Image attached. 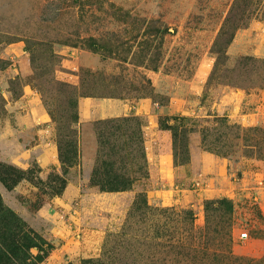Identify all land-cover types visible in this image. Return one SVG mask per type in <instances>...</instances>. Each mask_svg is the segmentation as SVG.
<instances>
[{
  "label": "rangeland",
  "instance_id": "374dc122",
  "mask_svg": "<svg viewBox=\"0 0 264 264\" xmlns=\"http://www.w3.org/2000/svg\"><path fill=\"white\" fill-rule=\"evenodd\" d=\"M230 14L242 27L216 53ZM90 97L147 100L156 116L155 133L119 117L138 118L144 138L145 157L133 148L125 164L130 190L92 184L97 124L118 118L81 123ZM168 145L166 180L153 161ZM143 195L166 212L130 217ZM0 196L54 245L37 264H235L214 233L225 222L232 255L264 264V0H0Z\"/></svg>",
  "mask_w": 264,
  "mask_h": 264
},
{
  "label": "trees",
  "instance_id": "16d2710c",
  "mask_svg": "<svg viewBox=\"0 0 264 264\" xmlns=\"http://www.w3.org/2000/svg\"><path fill=\"white\" fill-rule=\"evenodd\" d=\"M242 27L241 20L237 21L230 14L225 20L223 27L219 33L217 41L214 45V51L221 53L219 48L221 43L230 45L235 38L236 31ZM168 32V30L166 31ZM90 47L94 50L101 49V46L94 38H90ZM158 69L157 64H155ZM76 102L72 100L70 107L75 108ZM79 119L78 113L74 112L71 120L76 123ZM100 151L98 166L92 175V184L105 192H120L130 190L134 186V180L130 176L126 168V162L133 148H136L141 157L144 156V138L141 123L138 118H118L114 120H106L98 122ZM168 127V126H167ZM113 135L126 136L129 142H122L119 145L112 144L110 137ZM174 137L177 140L178 132L174 129ZM134 142V144H133ZM74 155L73 145L70 144L67 149L60 146V156L63 162H71ZM140 171L143 169L139 167ZM62 189V188H61ZM213 204V203H212ZM211 203L208 204V209ZM159 209L152 208L147 201L145 195L139 202H136L132 209L133 218L135 212H151ZM214 212H219L220 217L227 216L232 213L230 208H211ZM166 212L165 210H159ZM228 221V219H227ZM230 221V218H229ZM226 229L221 234L218 230L214 233L218 234L220 239V248L231 253L227 257L228 261L235 264H263L262 262L245 261L241 263V259L232 255L233 238L231 235V224L225 222ZM221 234V235H220ZM171 250L175 249V245L171 246ZM54 249L51 242L42 239L32 228H30L16 213L6 207L0 196V264H37L42 261L48 253ZM220 253H216L218 256ZM73 264V263H70ZM82 264H104L100 259H85Z\"/></svg>",
  "mask_w": 264,
  "mask_h": 264
},
{
  "label": "crops",
  "instance_id": "0c3cea01",
  "mask_svg": "<svg viewBox=\"0 0 264 264\" xmlns=\"http://www.w3.org/2000/svg\"><path fill=\"white\" fill-rule=\"evenodd\" d=\"M237 40H239V38ZM237 40L235 43H237ZM80 105L82 108L81 123L93 120L119 118L132 114L146 118V120L150 122V125H148L147 128H151V132L153 133L157 132L159 127L158 121L155 118L156 116L152 113L150 103L147 102V100L138 102L136 105H132L120 99H97L90 97L83 99L80 102ZM51 121L52 119L48 114L42 115L38 120L39 123L43 124H49L51 123ZM45 151L46 156L52 155L55 157L56 154H58L55 146L47 145V147H45ZM166 155L168 156V158L164 162L161 161V156L156 155L157 159H155L153 163H156L160 171L164 172L165 175L162 176V179L163 177H166V180H169V176L171 175V173H176L177 170V167L172 160L171 147L169 145L168 149L166 150Z\"/></svg>",
  "mask_w": 264,
  "mask_h": 264
},
{
  "label": "built area",
  "instance_id": "2783aa9c",
  "mask_svg": "<svg viewBox=\"0 0 264 264\" xmlns=\"http://www.w3.org/2000/svg\"><path fill=\"white\" fill-rule=\"evenodd\" d=\"M247 236V234H245L243 237H246Z\"/></svg>",
  "mask_w": 264,
  "mask_h": 264
}]
</instances>
